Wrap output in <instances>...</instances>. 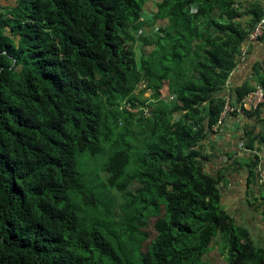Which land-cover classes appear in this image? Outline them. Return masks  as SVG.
Segmentation results:
<instances>
[{
  "label": "trees",
  "instance_id": "obj_1",
  "mask_svg": "<svg viewBox=\"0 0 264 264\" xmlns=\"http://www.w3.org/2000/svg\"><path fill=\"white\" fill-rule=\"evenodd\" d=\"M262 18L260 3L243 0L0 7V264H215V252L219 264H264L222 205L223 177L205 165ZM255 139L264 133L246 148ZM250 159L259 177L264 163Z\"/></svg>",
  "mask_w": 264,
  "mask_h": 264
},
{
  "label": "crops",
  "instance_id": "obj_2",
  "mask_svg": "<svg viewBox=\"0 0 264 264\" xmlns=\"http://www.w3.org/2000/svg\"><path fill=\"white\" fill-rule=\"evenodd\" d=\"M13 0H0V7ZM264 0H243L245 7ZM151 4V3H150ZM153 4V1H152ZM154 6L151 8L153 9ZM244 58L230 75L228 92L232 96L243 86L258 87L264 80V34L244 45ZM252 110V111H251ZM247 109L229 115L225 125L216 135H209L205 165L209 173L221 178L222 205L234 222L246 227L255 244L264 249V184L250 171L252 155L259 154L264 163V142L255 139L254 148H246L250 135L264 133V103L259 110ZM259 166L255 169L258 172Z\"/></svg>",
  "mask_w": 264,
  "mask_h": 264
},
{
  "label": "built area",
  "instance_id": "obj_3",
  "mask_svg": "<svg viewBox=\"0 0 264 264\" xmlns=\"http://www.w3.org/2000/svg\"><path fill=\"white\" fill-rule=\"evenodd\" d=\"M264 34V18H262L254 27V29L251 31L249 39L250 41L257 40ZM246 54V50L243 51L242 58H244ZM147 84L145 82H140L139 88L145 89ZM151 92V89H147L144 92V96H150L149 94ZM171 98H174L172 95ZM264 103V87L258 86L255 90L249 92L247 95H245L240 101L237 103L232 104L230 102L229 95L226 96V103L224 105V109L220 115V118L218 119V122L214 124L211 129L212 131L219 132L221 128L225 125L224 120L229 115L234 114L235 112H242L244 109H256L259 107L260 104ZM128 109H133L132 106L128 103L126 106ZM146 115H149V112L145 113ZM259 179L264 184V165L260 166L259 168Z\"/></svg>",
  "mask_w": 264,
  "mask_h": 264
},
{
  "label": "rangeland",
  "instance_id": "obj_4",
  "mask_svg": "<svg viewBox=\"0 0 264 264\" xmlns=\"http://www.w3.org/2000/svg\"><path fill=\"white\" fill-rule=\"evenodd\" d=\"M152 7H153L152 1L151 2H147V4H145V6H144V10L145 11H150ZM143 13L144 14H140L139 13L138 17H140L141 21L146 23L147 20H148V15H147V12L146 13L143 12ZM157 24H158L157 20L155 22L153 20H151L150 23L148 24V26L146 27V29L144 30V34L147 33V35H144V36H150L152 34V32L154 31L155 26H157ZM141 43L142 42L140 40L136 41V39H133V40L130 41V46L132 47V49L136 52V54L138 56H140L141 50H142V44ZM149 94H151V92H149ZM114 194H116V196L119 198V200L121 199V194H120L119 191L114 190ZM220 256H221V253H219V252L213 253V256L210 257L212 263L219 264L220 263ZM215 261H217V262H215Z\"/></svg>",
  "mask_w": 264,
  "mask_h": 264
}]
</instances>
